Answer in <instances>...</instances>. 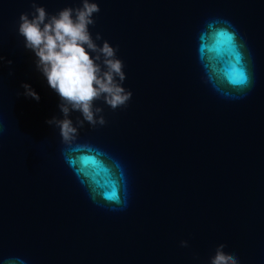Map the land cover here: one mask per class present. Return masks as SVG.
<instances>
[{
    "label": "water",
    "instance_id": "obj_1",
    "mask_svg": "<svg viewBox=\"0 0 264 264\" xmlns=\"http://www.w3.org/2000/svg\"><path fill=\"white\" fill-rule=\"evenodd\" d=\"M96 2L132 98L68 148L18 35L30 0H0V264H209L221 243L264 264V0Z\"/></svg>",
    "mask_w": 264,
    "mask_h": 264
},
{
    "label": "clouds",
    "instance_id": "obj_2",
    "mask_svg": "<svg viewBox=\"0 0 264 264\" xmlns=\"http://www.w3.org/2000/svg\"><path fill=\"white\" fill-rule=\"evenodd\" d=\"M30 3L31 11L19 15L18 35L23 37L24 48L34 54L35 70L59 97L62 118L53 116L46 123L59 129L62 144L70 148L85 123L93 128L107 123L97 101L112 110L128 105L132 92L123 86L125 65L117 56L118 46H112L100 32L93 37L90 31V26L96 24L94 16L101 11L96 0H79L80 6L65 7L54 14L40 6L39 0ZM4 62L0 55V65ZM6 63L12 65L11 60ZM21 87L24 91L18 95L39 101L38 93L29 84ZM73 112L80 113L75 123L71 119ZM65 158L73 163L70 154ZM180 246L187 248L188 241H180ZM225 248V244H218L209 264H240L237 255Z\"/></svg>",
    "mask_w": 264,
    "mask_h": 264
}]
</instances>
